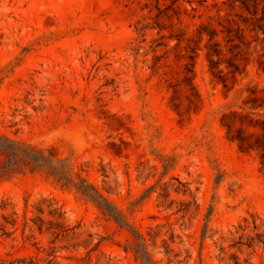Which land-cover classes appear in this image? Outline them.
<instances>
[{"label":"rangeland","instance_id":"rangeland-1","mask_svg":"<svg viewBox=\"0 0 264 264\" xmlns=\"http://www.w3.org/2000/svg\"><path fill=\"white\" fill-rule=\"evenodd\" d=\"M0 133V264H264V0H0Z\"/></svg>","mask_w":264,"mask_h":264},{"label":"trees","instance_id":"trees-1","mask_svg":"<svg viewBox=\"0 0 264 264\" xmlns=\"http://www.w3.org/2000/svg\"><path fill=\"white\" fill-rule=\"evenodd\" d=\"M255 28L260 29V24H256ZM0 152L5 155L6 159L0 165V176H5L13 173L14 170H19L24 165H31L33 168L47 167L53 173H56L57 168L52 164V158L49 157L44 150L36 148L32 144L13 140L0 133ZM61 179H68L66 175L59 174ZM84 181V180H83ZM85 182V181H84ZM78 187L88 196L97 200L101 206L110 214L115 216L117 220L120 218L107 204V198L100 194L92 184H79ZM94 191L97 192L94 193ZM137 251L141 253L145 264H154L148 251L140 244Z\"/></svg>","mask_w":264,"mask_h":264}]
</instances>
